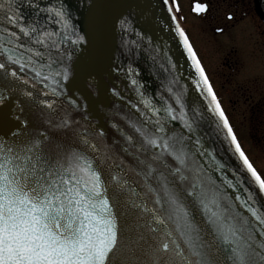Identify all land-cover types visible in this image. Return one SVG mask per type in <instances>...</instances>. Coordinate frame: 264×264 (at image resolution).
<instances>
[{
  "label": "snow or ice",
  "instance_id": "snow-or-ice-1",
  "mask_svg": "<svg viewBox=\"0 0 264 264\" xmlns=\"http://www.w3.org/2000/svg\"><path fill=\"white\" fill-rule=\"evenodd\" d=\"M160 5L192 62L200 110L171 83L156 99L132 78L138 99L112 116L113 139L104 117L81 124L60 101L61 45L84 39L69 0H0V264H264V171L180 26L178 0ZM120 27L129 32L126 17ZM205 125L230 142L242 179L206 151Z\"/></svg>",
  "mask_w": 264,
  "mask_h": 264
},
{
  "label": "water",
  "instance_id": "water-1",
  "mask_svg": "<svg viewBox=\"0 0 264 264\" xmlns=\"http://www.w3.org/2000/svg\"><path fill=\"white\" fill-rule=\"evenodd\" d=\"M253 1L257 15L264 23V0ZM69 2L73 6L75 29L84 39L77 44L69 41L61 45L69 68V80L64 82L67 95L60 101L77 121L84 124L88 120L94 126L104 117L109 129L107 135L115 139L118 133L112 116L123 118L125 113L131 114L134 110H130L128 98L132 97V102L138 99L132 78L138 80L145 95H155L156 99L167 96L166 86L171 83L183 90L186 109L200 110L203 98L189 75L192 62L182 42H178L173 22L161 8L160 0ZM93 4L96 6L92 7ZM125 17L131 25L127 33L120 27V21ZM89 20L93 23L89 24ZM125 42L133 45L131 56ZM129 67L134 69V77L128 75ZM37 88L43 90V85ZM48 98L52 97L49 95ZM203 142L206 151L224 166L230 177L235 173L242 179L236 170L238 156L223 133L217 138L205 125Z\"/></svg>",
  "mask_w": 264,
  "mask_h": 264
},
{
  "label": "rangeland",
  "instance_id": "rangeland-1",
  "mask_svg": "<svg viewBox=\"0 0 264 264\" xmlns=\"http://www.w3.org/2000/svg\"><path fill=\"white\" fill-rule=\"evenodd\" d=\"M180 2L181 23H184L183 26L187 29V34L212 76L216 89L223 96V105L231 117L230 122L237 139L254 167L264 171V113L259 115L260 117L249 113V111L258 109L264 110L263 101H252L259 88L254 86V81L256 80L258 85L264 83V79H262L264 66L261 61H257L254 65L250 58L251 42L257 40L261 43L259 35H255V32L260 31L261 28H259L260 30L255 29L250 35H247L252 37V40H241L231 35L229 31L224 35L215 34L208 22L193 18L189 14L190 0H180ZM241 55H246L241 58L242 64L238 61ZM236 61H238L237 68L241 75L236 77L235 70L233 76L225 75L223 70L228 73L230 71L226 65L232 67ZM221 66H224V69ZM230 76L231 80L227 81L226 79ZM247 92L250 97H247Z\"/></svg>",
  "mask_w": 264,
  "mask_h": 264
},
{
  "label": "flooded vegetation",
  "instance_id": "flooded-vegetation-1",
  "mask_svg": "<svg viewBox=\"0 0 264 264\" xmlns=\"http://www.w3.org/2000/svg\"><path fill=\"white\" fill-rule=\"evenodd\" d=\"M179 5L181 4L180 0H178ZM193 4H203L206 5V11L201 16H195L191 15L193 18L201 19L204 22H208L210 28H212V31L215 34H225L227 31L231 32V35L241 39V40H248L253 39L252 37H249L247 35H250L255 29L260 30L256 31L255 35H259L260 42L257 40H253L251 42L252 49H251V61L255 65L257 61H261L262 65L264 66V25L259 21L257 18L254 8H253V2L252 0H190L189 5ZM223 16V17H222ZM209 30V28H208ZM216 30H218L216 32ZM259 45V47H258ZM196 49V47H195ZM197 52V50H196ZM235 52V51H234ZM197 55L199 56L201 60V64L205 69V72L209 78L210 83L213 86L214 91L217 94V97L221 103L222 108L224 109L226 116L231 119L230 115L226 111V108L223 105V96L219 93V91L216 89L214 80L212 76L210 75L206 65L203 63L199 53L197 52ZM246 55L239 56V63H243L241 61V58H244ZM252 56V57H251ZM248 58V56H247ZM238 61H236L234 64H232V67L230 65H226V67L230 70L229 73L223 70V73L225 75L230 74L233 76V72L235 70V73L237 74L236 77L241 75L240 71L238 70ZM250 62V59H249ZM224 69V66H221ZM228 71V70H227ZM223 73L221 75L225 76ZM221 76V77H223ZM231 80V76L228 77L226 80ZM262 79H264V73L262 74ZM264 84V83H263ZM261 84V85H263ZM261 85H258L257 81H254V86L258 88L256 90V97L252 101L256 100L264 104V86L261 87ZM247 97H250V95L247 92ZM250 115H255L257 117H260L259 115H262L264 113V110L258 109L256 111H249Z\"/></svg>",
  "mask_w": 264,
  "mask_h": 264
}]
</instances>
